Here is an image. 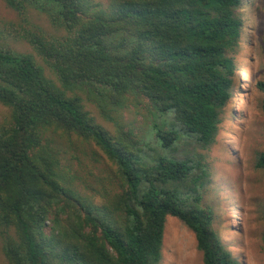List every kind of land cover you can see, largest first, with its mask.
<instances>
[{
    "label": "trees",
    "instance_id": "trees-1",
    "mask_svg": "<svg viewBox=\"0 0 264 264\" xmlns=\"http://www.w3.org/2000/svg\"><path fill=\"white\" fill-rule=\"evenodd\" d=\"M3 1L19 15L15 36L56 80L33 55L0 47V103L11 113L0 127V238L8 263L160 264L166 219L174 216L194 233L203 264H243L203 204L208 162L182 149L208 148L219 136L244 38L243 0H112L108 8ZM30 10L60 36L32 23ZM258 88L264 94V81ZM78 91L106 118L142 94L180 129L158 130L147 150L131 133L115 140ZM51 128L94 142L118 167L122 191L102 211L63 184L59 157L44 139ZM255 167L264 169V153Z\"/></svg>",
    "mask_w": 264,
    "mask_h": 264
},
{
    "label": "rangeland",
    "instance_id": "rangeland-1",
    "mask_svg": "<svg viewBox=\"0 0 264 264\" xmlns=\"http://www.w3.org/2000/svg\"><path fill=\"white\" fill-rule=\"evenodd\" d=\"M85 1L102 8H108L112 2ZM241 14L245 23L244 38L235 54L237 76L219 136L208 148L196 145L180 150L187 155L195 150L209 164L212 176L206 185L203 204L213 208L214 227L223 242L243 264H264V169L255 167L258 156L264 153V94L258 88V83L264 81L263 0H243ZM29 16L32 23L47 33L60 36L45 15L30 10ZM19 25L18 13L0 0V47L33 55L55 80L31 45L15 36ZM77 94L94 120L115 140L121 131L131 133L147 150L157 143L158 130L180 129L172 113L158 112L142 94L109 109L110 118L89 102L85 93L78 91ZM10 114V109L0 103V127L10 122ZM180 136V145L184 146L185 137ZM44 139L59 157L63 184L83 202L102 211L122 191L118 167L94 142L54 128L44 131ZM52 226L51 222L47 223V234ZM0 264H9L1 238ZM160 264H203L194 233L174 216L166 219Z\"/></svg>",
    "mask_w": 264,
    "mask_h": 264
}]
</instances>
